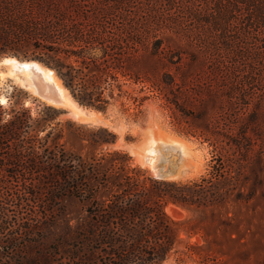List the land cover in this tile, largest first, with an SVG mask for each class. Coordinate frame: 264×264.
<instances>
[{"label": "trees", "instance_id": "16d2710c", "mask_svg": "<svg viewBox=\"0 0 264 264\" xmlns=\"http://www.w3.org/2000/svg\"><path fill=\"white\" fill-rule=\"evenodd\" d=\"M260 11L253 0H0V56L43 62L80 105L105 111L118 74L126 75V60L140 47L148 49L180 75L178 81L166 71L151 84L174 113L199 117L185 108L183 98L217 100L213 119L194 132L227 153L225 159L215 158L208 176L187 182L152 178L118 159L126 155L117 150L88 160L62 144H49L52 128L44 137L38 133L49 124L47 118H33L24 108L5 119L0 106V243L12 249L19 244L23 233L16 229L10 236L8 212L19 206L31 213L27 221L36 219L30 202L39 188L51 200L72 196L83 203L92 221L89 240L102 252L104 264H160L172 251L179 260L182 254L198 255L194 243L176 248L175 222L165 206L222 204L232 194L249 198L250 193L237 190L239 175L250 153L264 160L258 120L264 107ZM166 31L201 47L206 61L200 72L187 77L180 70L184 56L163 46Z\"/></svg>", "mask_w": 264, "mask_h": 264}, {"label": "rangeland", "instance_id": "374dc122", "mask_svg": "<svg viewBox=\"0 0 264 264\" xmlns=\"http://www.w3.org/2000/svg\"><path fill=\"white\" fill-rule=\"evenodd\" d=\"M253 3L264 14V0H253ZM204 27L211 34L212 28ZM161 37L166 49L182 52L180 70L187 77L205 67L201 47L198 50L187 39L169 31ZM191 54H195V60H190ZM124 71L126 75L118 74V81L113 85L114 99L105 111L81 105L87 111L99 112L101 117L97 118L88 114L78 117L70 108L49 104L8 76L0 78V96L6 99L0 103L4 118L12 110L24 108L33 118L45 117L49 124L38 131L39 136L44 137L52 128L47 138L49 144H62L66 150L88 160L117 150L127 156L118 159H126L130 167H137L152 178L187 182L208 176L215 158L221 155L225 159L227 153L219 150L220 147L216 149L194 130H202L213 119L217 100L204 95L202 101L183 98L185 108L199 113V117L181 115L177 110L174 113L151 84L159 81L166 71L175 74L178 81L180 75L162 55L143 47L126 60ZM258 120L259 127L264 129V107ZM104 138L114 140L100 142ZM249 155L237 186L243 196L250 193L248 199L232 194L222 204L188 208L169 203L165 206L166 213L175 222L176 248H184L190 242L199 245V249L198 255L192 257L182 254L184 260L177 259L179 254L172 251L160 264H264V160L257 161L254 152ZM36 191L38 198L30 202L38 213L36 219L27 221L31 213L19 206L12 205L8 212L10 236L16 229L23 235L13 249L0 243V264H104L102 252L89 240L92 221L83 203L72 196L51 200L45 189Z\"/></svg>", "mask_w": 264, "mask_h": 264}, {"label": "bare ground", "instance_id": "6f19581e", "mask_svg": "<svg viewBox=\"0 0 264 264\" xmlns=\"http://www.w3.org/2000/svg\"><path fill=\"white\" fill-rule=\"evenodd\" d=\"M0 61H1L0 65L4 66V69H0V78L1 79H4L5 77L8 76L15 84L20 85V86L28 89L31 93L38 95L40 98L46 100L49 104H53L57 107L62 105V106H65L67 108H70V110L76 112L75 114L78 117L82 118V115H85V114H88L90 116H96V118L101 117V114L99 112L91 111V110L87 111L84 107L82 108V106L73 99V97L69 93V90L63 85L61 79L57 76V74L55 73V71L51 67H47V66L40 64V63H33L32 64L30 62H20L19 60H17L14 57H5V58H2ZM3 70H5V71H3ZM5 102H6L5 97L0 96V103L3 104ZM158 140H160V139H158ZM179 141H181V140H179ZM151 143H153V142H151ZM140 144H142V142ZM170 144H171V142H170ZM177 144H179V143H177ZM184 144H183V146H185ZM176 146H179V145H176ZM149 151H151V150L149 149ZM182 151H184V150H182ZM184 152H182V153H184ZM149 154H150V152H149ZM190 156H191V154H190ZM153 160H151V161H153Z\"/></svg>", "mask_w": 264, "mask_h": 264}, {"label": "water", "instance_id": "95a60500", "mask_svg": "<svg viewBox=\"0 0 264 264\" xmlns=\"http://www.w3.org/2000/svg\"><path fill=\"white\" fill-rule=\"evenodd\" d=\"M5 57H14V58H16L17 60H19L20 62H30V63H40V64H43V65H45V66H47V67H49L48 65H46V64H44L43 62H41V61H39V60H37V59H35V58H21V57H17V56H15V55H10V54H5L4 56H2L1 58H0V60L2 59V58H5ZM0 63H1V61H0ZM0 69H4V66H1L0 65ZM39 88V87H38Z\"/></svg>", "mask_w": 264, "mask_h": 264}]
</instances>
